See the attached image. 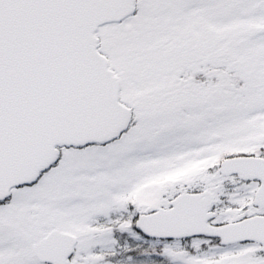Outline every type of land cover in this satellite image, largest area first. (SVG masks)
I'll return each mask as SVG.
<instances>
[{
    "label": "snow or ice",
    "instance_id": "obj_1",
    "mask_svg": "<svg viewBox=\"0 0 264 264\" xmlns=\"http://www.w3.org/2000/svg\"><path fill=\"white\" fill-rule=\"evenodd\" d=\"M0 264H264V0H0Z\"/></svg>",
    "mask_w": 264,
    "mask_h": 264
}]
</instances>
